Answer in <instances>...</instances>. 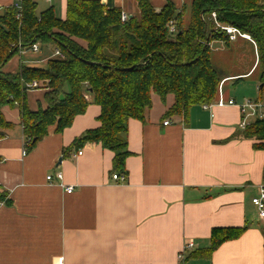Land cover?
I'll list each match as a JSON object with an SVG mask.
<instances>
[{"label": "crops", "instance_id": "0c3cea01", "mask_svg": "<svg viewBox=\"0 0 264 264\" xmlns=\"http://www.w3.org/2000/svg\"><path fill=\"white\" fill-rule=\"evenodd\" d=\"M44 1L54 9V1L60 3L65 17L66 0ZM169 1L182 8L188 0H150L157 9ZM13 3L0 0V15ZM114 4L129 16L139 13L136 0ZM231 42L224 43L241 51L244 66L223 73L221 86L226 99L240 102L243 96L231 86L252 77L258 55L251 38ZM24 55L9 60L6 71L20 63L45 67L49 58L23 61ZM254 80L260 89V79ZM43 94L28 92L30 108L45 106ZM173 102L172 95L165 101L154 95L145 121L129 120L125 182L113 179L114 152L99 144L73 146L99 125L98 105L91 103L62 132L51 127L27 153L19 108L4 107L13 127L0 130V190L7 195L0 200V264H264V219L252 203L264 185V150L242 136L237 106L195 105L186 121L172 116L165 125ZM243 226L240 237L210 257L188 258L210 247L213 228ZM189 242L193 247L185 249Z\"/></svg>", "mask_w": 264, "mask_h": 264}, {"label": "trees", "instance_id": "16d2710c", "mask_svg": "<svg viewBox=\"0 0 264 264\" xmlns=\"http://www.w3.org/2000/svg\"><path fill=\"white\" fill-rule=\"evenodd\" d=\"M139 13L121 21L122 9L114 0H66L64 18L54 6L40 13L37 0L13 4L0 15V130L13 127L4 115L6 106L19 108L28 139L27 152L48 135L69 128L89 105L99 106V125L87 129L73 146L101 145L114 152L113 169L125 173L128 122L145 121L153 96L174 102L164 119L182 116L186 121L195 105L214 103L223 77L212 61V42L230 40L219 25H231L248 34L256 45L260 84H264V0H191L189 9L172 1L157 9L150 0H136ZM20 13V16L18 14ZM213 13L216 17H213ZM177 28L170 32L171 22ZM54 44L64 57L51 56L45 67L20 63L5 66L33 44ZM40 83L45 106L28 104L27 84ZM37 89V90H38ZM264 92L259 89V95ZM264 150V119L257 118L242 131ZM0 190V200L6 199ZM7 201V200H5ZM247 227H215L208 248L190 253L210 257L225 241L240 237Z\"/></svg>", "mask_w": 264, "mask_h": 264}, {"label": "built area", "instance_id": "2783aa9c", "mask_svg": "<svg viewBox=\"0 0 264 264\" xmlns=\"http://www.w3.org/2000/svg\"><path fill=\"white\" fill-rule=\"evenodd\" d=\"M49 2H51L52 0H48ZM22 2L23 0H14L13 5L18 8L19 10L22 9ZM18 16H20V13L18 14ZM213 17H216V14L213 13ZM130 18L129 14L122 10L121 13V21L122 22H126L128 21ZM219 27L226 32V34L228 35V38L230 41H233L235 39H237V37H247L250 38V36L248 34L242 33L239 31L238 28L231 26V25H219ZM170 32L171 33H176L177 32V28L176 25L174 24V22H171V26H170ZM41 48L39 46V44H33V48H32V52H40ZM21 54H24V52H21ZM53 56H58V57H64L63 53L59 50V49H55L54 53L52 54ZM40 86V83H38L37 81H33L31 83L27 84V88L28 90H35L38 89ZM214 105L217 106H225V105H231V106H237L240 109V112L242 114V120L240 122V127L242 129L246 128L252 121H250V118H261L264 119V92L262 94L259 95L258 98L256 99H250V98H244L242 101L238 102L232 98L230 99H226L223 95V91H222V87H220V91H219V96L218 99L212 103V104H205L203 105L204 108H211ZM165 125L169 124V121H165L164 122ZM28 142V141H27ZM25 153H27V151L25 150ZM24 153V154H25ZM83 151H79V154H82ZM54 177H56L58 180H60L62 186H64V184L62 183L63 180V173L60 171H57L54 174ZM113 179L119 181V182H125L127 180V175L125 173H114L113 174ZM47 180L49 182H51L53 180V175H48L47 176ZM65 190L68 193H71L74 191V186H65ZM252 203L257 207L258 212H259V216L260 218L264 219V185H261L259 188V192L258 195L253 197L252 199ZM193 247V243L189 242L185 249H191ZM184 254L181 253V257H183Z\"/></svg>", "mask_w": 264, "mask_h": 264}, {"label": "rangeland", "instance_id": "374dc122", "mask_svg": "<svg viewBox=\"0 0 264 264\" xmlns=\"http://www.w3.org/2000/svg\"><path fill=\"white\" fill-rule=\"evenodd\" d=\"M55 3V12L58 17H62L63 12L60 7V3L54 1ZM191 4V0H188L186 2L187 9H189ZM51 6V4L45 3L44 0H38V12L45 10L47 7ZM233 43V41L231 42ZM226 43H214L212 45V61L215 67L218 69V71L223 73H231L235 71V68H240L244 65L241 64L240 59L242 57L241 51L237 49L234 46L231 45H225ZM224 45V48L222 51H215V47H221ZM55 50L54 44H41V50L39 53H33L32 51L26 52L27 55L23 56V61H25L28 58L31 59H41L46 57H51L52 53ZM253 52V51H252ZM250 57H252L250 54L247 56V58L244 57V62L250 60ZM47 62H43L41 65H45ZM261 71L259 68L256 69V72L250 77L249 79L242 80L234 84V86H231V89L234 87L238 90V92L241 94L242 100L244 98H250V99H256L259 97V88L256 86V83L253 82L254 79H260ZM255 81V80H254ZM254 83V84H253ZM40 90V89H39ZM41 92V91H40ZM32 92L29 94L31 95ZM241 100V101H242ZM250 121H254V118H250Z\"/></svg>", "mask_w": 264, "mask_h": 264}, {"label": "water", "instance_id": "95a60500", "mask_svg": "<svg viewBox=\"0 0 264 264\" xmlns=\"http://www.w3.org/2000/svg\"><path fill=\"white\" fill-rule=\"evenodd\" d=\"M3 65H4V63H2L0 67H2ZM263 86H264V84H261L260 88H263Z\"/></svg>", "mask_w": 264, "mask_h": 264}]
</instances>
